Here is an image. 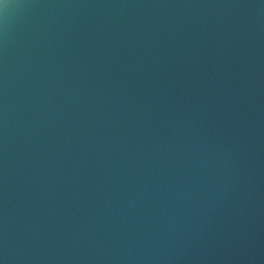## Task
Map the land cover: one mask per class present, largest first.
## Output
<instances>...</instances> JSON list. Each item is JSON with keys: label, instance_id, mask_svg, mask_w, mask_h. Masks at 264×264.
<instances>
[{"label": "water", "instance_id": "obj_1", "mask_svg": "<svg viewBox=\"0 0 264 264\" xmlns=\"http://www.w3.org/2000/svg\"><path fill=\"white\" fill-rule=\"evenodd\" d=\"M0 264H264V0H0Z\"/></svg>", "mask_w": 264, "mask_h": 264}]
</instances>
